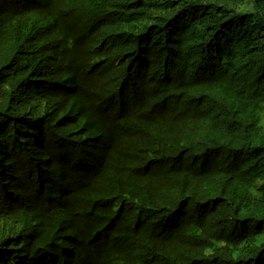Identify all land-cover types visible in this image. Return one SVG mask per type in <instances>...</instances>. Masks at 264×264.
Instances as JSON below:
<instances>
[{
  "label": "trees",
  "instance_id": "16d2710c",
  "mask_svg": "<svg viewBox=\"0 0 264 264\" xmlns=\"http://www.w3.org/2000/svg\"><path fill=\"white\" fill-rule=\"evenodd\" d=\"M0 264H264V0H0Z\"/></svg>",
  "mask_w": 264,
  "mask_h": 264
}]
</instances>
